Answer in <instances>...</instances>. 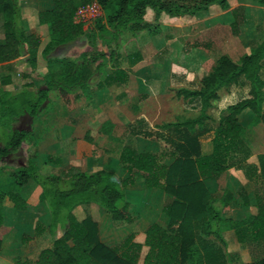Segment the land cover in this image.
<instances>
[{"label":"trees","instance_id":"1","mask_svg":"<svg viewBox=\"0 0 264 264\" xmlns=\"http://www.w3.org/2000/svg\"><path fill=\"white\" fill-rule=\"evenodd\" d=\"M264 8V0H251ZM96 3L102 10L92 29L83 30L73 21L79 5ZM217 5L227 10V0H52L50 8L36 13V21L48 29V40L40 51L46 63L42 84L33 87L24 84L17 92L0 89V161L11 151L20 150L23 142H31L34 129L14 127L23 115L33 120L54 104L48 97L50 91L65 99L77 97L93 84L97 88L118 87L127 82L129 71L118 66L119 53L115 49L121 32L136 36L142 31L156 32L159 21L175 17H192L198 11ZM146 9L153 12L148 23ZM230 30L237 35L239 23L236 11H232ZM0 17L3 41L0 43V65L24 62L29 68L28 77L36 68L39 38L28 33L22 26L19 0H0ZM98 41L108 47V53L82 52L76 59L56 55L57 50L89 45L95 48ZM112 44L115 48H112ZM140 57L135 52L126 56L130 67ZM98 62V63H97ZM97 63V64H96ZM264 63V39L238 60L220 55L198 81L196 88L177 87L176 98L200 104L199 113L193 118H177L157 125L160 130L171 131L178 139L170 140L172 153L137 152L123 146L119 159L127 175L117 177L113 172L98 170L92 173L75 172L66 178L58 175H42L32 159L25 166L9 173L11 184L0 189V231L3 230L2 203L7 199L16 210H24L25 202L19 189L29 180L41 189L39 203L50 215L48 232L54 237L51 248L41 250L33 262L22 264H137L140 246L127 236L115 247L103 244L98 236L97 224L85 217L78 220L73 209L79 205L94 204L109 214L113 225L131 222L125 189L141 176L146 188H158L172 198L163 209L169 217L167 227L151 224L145 231L144 245L148 251L142 264H264V257L245 263H233L223 251L225 241L222 232L232 229L242 241L246 228L254 242L264 243V195L254 196V213H246L240 220L223 217L228 206L229 194L216 199L206 188L205 180H216L230 167L232 154L240 151L244 126L239 116L244 112L253 115V124L264 127V78L260 71ZM108 65L112 69H107ZM102 78L95 81L94 75ZM243 77L249 84V96L226 106L221 116L214 119L209 111L220 99V91L238 83ZM95 81V82H94ZM9 76L0 78L1 85L10 84ZM173 90V89H171ZM46 104L43 106V104ZM212 124L211 149L200 152L199 136L209 131ZM113 123L102 122L98 132L111 136ZM84 139L91 142L86 134ZM170 158L168 164L162 162ZM249 179H258L264 185V154L257 155L255 162L246 165ZM1 174V168H0ZM213 238L217 243L206 242ZM223 252V253H222Z\"/></svg>","mask_w":264,"mask_h":264},{"label":"crops","instance_id":"2","mask_svg":"<svg viewBox=\"0 0 264 264\" xmlns=\"http://www.w3.org/2000/svg\"><path fill=\"white\" fill-rule=\"evenodd\" d=\"M21 2H24L25 4L27 3L26 5H28L29 3V5L25 7V11L22 10ZM51 3L52 0L49 3L48 0H19L21 23L23 28L26 32L37 35L40 41L36 57V68L34 73L30 74L27 77V80L25 79L26 81L23 79L18 88H14L15 84L13 80V74L12 71L10 73V69H14L16 65H19L18 69H20V71H23L25 68V63L20 61L12 64L10 63L0 65V78L2 76H9L11 81L10 84L3 86L0 83V89L9 92H17L24 84L32 82L31 76L34 74H37L39 77H41L42 81V76L46 72V64L44 66L40 64V59H42L40 51L47 42L49 33L46 25L37 23L36 13L40 10L50 8ZM227 5V10H222L217 5H211L207 8V10L198 11L192 17L168 18V23L162 24L160 26V29H162L163 26L164 28H182L184 27L180 25L183 22L182 20L187 19H189V23H187L188 21H186L185 26H187L188 29L189 27L190 29L199 27L203 30L213 32L216 30V27H226L229 34V37L227 39L229 43H236L238 48H242L244 50L243 55L248 54L252 48H254L264 39V8L258 6L251 0H227ZM232 11H236V17L239 20L237 26V35H233L230 30V25L233 22V17L231 15ZM144 19L148 23H151L153 21V12L150 9H146ZM246 25L250 27L246 29ZM153 34L151 35L147 31H142L136 36H131L129 34L131 36L129 42H131V44H135L136 50H134L133 53H139L140 57L133 65L129 67L127 64L126 56L131 54L132 52L125 55L123 59L119 56L118 62L120 59H122L123 61H125L126 65L118 63V66L122 69H128L129 71L127 82L124 85L118 87L105 86L99 89L95 84H93L89 87L87 92H78L77 97L74 98L75 100H77V102L80 100L82 94H87V97L82 100L83 102L76 104V106L72 108L73 110L67 112V122L63 125L64 127L60 131L56 129L53 130L54 132L56 131L57 136H54V140L51 141L49 145L45 146L44 149L37 154L32 152V155L26 156L24 146H26L27 148H29V146L36 147L39 142H34V140H32L31 142H23L21 144L20 150L16 152H9L0 161V189L9 187V185L11 184L9 173L14 169L25 166L28 159H32L39 168V172L41 174L44 173V175H58L62 178H66L69 175L79 171L92 173L98 170H107L113 172L119 178L126 177L127 173L123 168V165L119 159V155L117 158L102 159L101 156L94 157L91 152H89L88 154L86 153V155L84 154L83 157L81 150L91 142H87L83 136V133L87 129L84 126L85 121L76 120L79 119V116L84 115L87 112V109H98L97 107H99L101 104L117 96L128 97L130 95V97H133L134 95H137L138 97H141L148 94V88H150L151 86H155L156 84L159 86L157 82L159 69H157L156 67L152 68V72H150V74L145 70L148 69V67L155 66V63L160 60H151L148 56L142 55L143 51H141V53L137 51L141 48H146V44L154 40ZM158 38L161 39L160 37H157L156 40H159ZM2 41L3 32L0 17V43ZM140 41L142 42L141 44ZM120 43L121 39L119 36L117 47L115 48L112 44V48H115L117 52L118 48L120 47ZM87 46L90 50H94V48L90 47L89 45ZM87 46H74L68 50H72L74 48L80 50L79 54L75 57L76 59L82 52H90L86 49ZM99 46H102V44H97L95 46V50L103 52L105 54L108 53L109 49L106 45L102 46L106 48L105 50L98 49ZM170 60L171 58H165V62L168 64L166 73L168 84H166V87L170 86L169 79L171 73L181 76V74H184L185 72L183 68L180 69L178 64L170 62ZM107 69L111 70L112 67L108 65ZM5 72L6 74L2 75ZM147 74H149V76H147ZM101 78L102 75L100 77L96 74L94 75L95 81H98ZM121 87H123V89ZM166 87L163 86L162 89H166ZM112 89L118 90L113 94ZM87 104L90 105V108H88ZM142 117L143 115H141V117H136L134 121L135 124L137 120H141ZM32 121L33 119L31 120V122ZM31 122L30 130L33 129ZM165 122L170 121L166 120L158 124ZM25 123L29 124V120L26 115H23L18 118V120L14 124V127L16 129L18 127H21V129H23L22 126ZM158 124H156L157 134L155 135V137L161 139L163 145L169 146L171 144V139L177 141L176 137L171 133V131L160 130L159 128H157ZM147 125L152 128V125H150V123H147ZM80 126H82L83 129H80ZM206 136H209L207 137V141H209V149L204 153L201 152L202 154H207L211 149V139L213 137V131H207L205 135L199 136L198 139L201 145L202 139ZM153 137L154 134H151L147 140ZM48 146L51 148L56 147L57 152H59L60 154V158L55 159V157L48 156L46 159H44L43 162L38 165L37 161H39L41 153L43 151H46ZM137 152L157 153L149 150ZM161 152L163 151L158 152V154ZM51 161L55 162L54 167H50L49 163ZM170 161L171 160L167 157L162 160V162L165 164H168ZM237 174L238 173L236 172V170L227 169L220 178L216 180L204 181L206 188L211 192L214 198L219 199L224 194H229V204L223 210L222 214L225 219L229 220H240L246 213H254L255 211V208L252 206V204L254 205V203H252L250 200L248 201L244 198L237 197L236 195V191H239V189L243 188L245 185V182L243 180H240ZM127 190L129 191V194L133 193L134 197L130 196L129 194L127 195ZM40 192L41 189L37 186V184L33 182V180H29L21 186V188L19 189V196L25 202L24 210H16L15 208H13L10 201H8L7 199L3 200V218L4 215L7 214V216L11 218V220L8 225L3 226V230L0 233V264H22L24 262H33L41 250L52 247L54 237L47 230V227L50 223V215L47 210L39 203ZM125 198L129 204V211L131 213L132 220L131 222L123 224L121 226L113 225L109 214H107L105 211H102L101 208L97 205H79L74 209L78 207L81 209L85 206H92L96 208L95 213L97 214V216L92 215V213H89L88 215L91 216V218H93V220L98 225L100 241L108 247H115L119 245L121 241L124 240L127 236L132 235V242L140 246L137 264H142L143 259L148 251V247L144 245L145 231L151 224H157L164 229L167 227V225L169 224V217L163 213V209L171 203L172 198L161 189L146 188L144 186L142 178L135 180L133 185H129L126 187ZM101 226L104 227L103 229L104 231H106V236L102 235ZM118 235V240H116V236ZM222 237L225 241V248H223V251L228 256H236L241 260L242 263L250 262L249 259L246 260V258H249L251 256V253H249V250L247 248V244H245V241L243 239L241 241L237 238L236 232L234 230H224L222 232ZM250 241L252 243H256L251 239V237ZM260 242L261 251L256 252L255 255L257 256L258 254H261L262 256L260 258H262L264 257V243L262 241Z\"/></svg>","mask_w":264,"mask_h":264},{"label":"rangeland","instance_id":"3","mask_svg":"<svg viewBox=\"0 0 264 264\" xmlns=\"http://www.w3.org/2000/svg\"><path fill=\"white\" fill-rule=\"evenodd\" d=\"M49 2H51V0H48V3ZM26 4L21 2V7L24 11L25 7L28 6L29 3L28 5ZM167 21L168 20L166 19L159 21L157 24L158 28L153 34L154 40L146 44V48L137 50L140 53L143 51L142 55L148 56L151 60H160L155 63V66L148 67V69L145 70L150 74V72H152V68L156 67L159 69V75L157 77L159 86L157 84L155 86H151L148 88V94L141 97H138L137 95H134L133 97H130V95L128 97L117 96L101 104L99 107H97L98 109H87V112L84 115L79 116V119L76 121H85L84 126L87 128L83 133V136L88 134L92 139L91 143L86 145L81 150L83 157L84 154L86 155V153L88 154L91 152L94 157L101 156L102 159L117 158L123 145L129 146L137 151L149 150L157 153L160 151L172 153L174 151V144H170L169 146L163 145L161 139L155 137L157 134L156 124L166 120L174 121L177 118H193L199 113L200 109L198 100L185 101L176 98L174 96V89L177 87L196 88L199 79L207 72L213 61L220 55H226L232 60H238L244 54V50L242 48H238L236 43H229L227 40L229 34L226 27H216V30L213 32L203 30L199 27V29L197 27L191 29L189 27L188 29V27L185 26L186 21L189 23V19H187L182 20L183 22L180 24L181 26H184L182 28H164L163 26V28L160 29L162 24L168 23ZM248 27L250 26L246 25V29ZM157 37H160L161 39L158 38L159 40H156ZM130 38L131 36L126 31L121 32V43L119 45L120 47L118 48V53L122 59L128 53H133L134 50H136L135 44H131V42H129ZM99 43L104 46L100 41H98L97 44ZM141 43L142 42L140 41V44ZM85 45L87 46V44ZM102 46H99L98 49L105 50L106 48ZM86 49L90 51L88 52L89 54L92 53V51H96L95 48L94 50H90L88 46ZM79 51L80 50L77 48L72 50L61 49L56 52V55L67 59H75V57L79 54ZM165 58H171L170 62L178 64L180 69L183 68L185 70L184 74H181V76H178L174 73L170 74L169 87H166V84H168L166 75L168 64L165 62ZM122 59H120L118 63L126 65L125 61ZM40 64L44 66L46 63L40 59ZM18 66L19 65H16L14 69H10V73L12 71L13 74V80L15 84L14 88H18L23 79L27 80V77H23V73H29L28 67H25L23 71H20ZM5 74L6 72L2 75ZM149 74H147V76H149ZM260 76L264 78V63L262 70L260 71ZM31 81L33 87H38L42 84L41 77H39L37 74L31 76ZM161 86H165L166 89H162ZM121 88L123 89V87ZM112 90L114 94V92H117L118 89ZM248 96L249 84L243 77H241L239 78L238 83L232 85L228 91H220V99L214 103V106L211 108L209 113L214 119H217L219 116H221L226 106ZM48 97L54 102V104L49 106L46 112L31 122L32 128L34 129L32 138L34 142L39 143L36 147L29 146V148H27L24 146L26 156L32 155V152L36 154L39 153L44 149L45 146L49 145L51 141L54 140V136H57V133L53 130L56 129L60 131L64 127L63 125L68 119L66 116L67 112L73 110L72 108L75 107L76 104L83 102L82 100L87 97V94H82L78 102L72 97L67 100L57 94L56 91H50ZM87 106L90 108L89 104H87ZM262 110L264 111V102L262 104ZM141 115H143V117L141 120H137L135 124L134 121L136 117H141ZM106 120L111 121L114 125L110 137L98 132L100 124ZM239 121L244 126L245 132L242 136V145L240 151L232 154L229 159V163H233L234 165H230L228 169L236 170L239 179L245 182L244 187L239 189V191H236L237 197L244 198L248 201L250 200L252 203H254V196L256 194L264 195V185L258 179H249L245 171L246 165L250 164L251 162H255L257 155L264 154V127L260 121L256 124H253V115L248 111L242 113L239 116ZM147 123H150L152 128H150ZM211 125H213V123ZM211 125L209 123L206 124L209 129L211 128ZM27 126L28 123H25L23 125V129H27ZM80 129H83V127L80 126ZM209 131H211V129ZM205 133L202 135H205ZM151 134H154V137L147 140ZM207 137L209 136L204 137L202 139V145L200 144V152L202 153L209 149V141H207ZM176 140L178 139L176 138ZM48 156L55 157V159L60 158V154L57 152L56 147L51 148L48 146L47 150L41 153L37 164L39 165ZM168 159H171V157H168ZM49 165L50 167H54L55 162L51 161ZM42 175H44V173H42ZM139 178L142 177L138 176L136 180ZM33 182L37 184L35 181ZM37 186L40 188L38 184ZM128 194L129 191L127 190V195ZM129 195L134 197L133 193ZM101 210L104 211L102 208ZM73 212L75 213L78 220H81L85 217H89L93 220V218L88 215L89 213L97 216L95 213L96 208L92 206H85L81 209L78 207L74 209ZM10 220L11 218H9L7 214L4 215L3 226L8 225ZM103 228L104 227L101 226L102 235L106 236V231H104ZM1 232L2 231H0V233ZM241 235L245 241V244H247L249 253H251V256L246 258V260L249 259V261H253L257 258H260L262 255L258 254L256 256L255 253L261 251V242L252 243L250 241L248 228L243 230ZM117 237H119V235L116 236V240H118ZM206 242H211L218 245V243L211 237L206 238ZM229 257L233 263H242L241 260L236 256Z\"/></svg>","mask_w":264,"mask_h":264},{"label":"built area","instance_id":"4","mask_svg":"<svg viewBox=\"0 0 264 264\" xmlns=\"http://www.w3.org/2000/svg\"><path fill=\"white\" fill-rule=\"evenodd\" d=\"M102 16V10L96 3L79 5L73 15V21L80 24L83 30H90L94 22Z\"/></svg>","mask_w":264,"mask_h":264},{"label":"water","instance_id":"5","mask_svg":"<svg viewBox=\"0 0 264 264\" xmlns=\"http://www.w3.org/2000/svg\"><path fill=\"white\" fill-rule=\"evenodd\" d=\"M59 50H61V49H59ZM58 51V50H57ZM46 104V101H45V103L43 104V106ZM27 116V118H28V120H29V124H28V126H27V129L26 130H30V122H31V120H32V117L31 116H29V115H26Z\"/></svg>","mask_w":264,"mask_h":264},{"label":"flooded vegetation","instance_id":"6","mask_svg":"<svg viewBox=\"0 0 264 264\" xmlns=\"http://www.w3.org/2000/svg\"><path fill=\"white\" fill-rule=\"evenodd\" d=\"M22 127H23V126H22ZM17 129H19V130H20V129H21V127H18Z\"/></svg>","mask_w":264,"mask_h":264}]
</instances>
